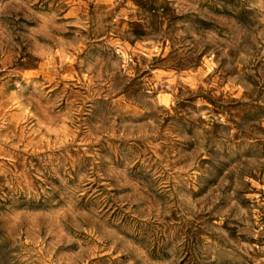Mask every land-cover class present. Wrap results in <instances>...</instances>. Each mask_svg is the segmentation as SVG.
I'll return each instance as SVG.
<instances>
[{"label":"rangeland","instance_id":"obj_1","mask_svg":"<svg viewBox=\"0 0 264 264\" xmlns=\"http://www.w3.org/2000/svg\"><path fill=\"white\" fill-rule=\"evenodd\" d=\"M0 264H264V0H0Z\"/></svg>","mask_w":264,"mask_h":264},{"label":"bare ground","instance_id":"obj_2","mask_svg":"<svg viewBox=\"0 0 264 264\" xmlns=\"http://www.w3.org/2000/svg\"><path fill=\"white\" fill-rule=\"evenodd\" d=\"M25 133V132H24ZM61 147V146H60Z\"/></svg>","mask_w":264,"mask_h":264}]
</instances>
